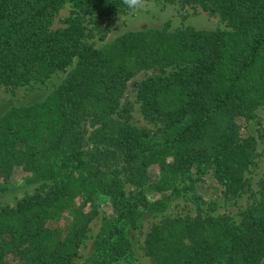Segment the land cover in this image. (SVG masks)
Returning <instances> with one entry per match:
<instances>
[{"label":"trees","instance_id":"1","mask_svg":"<svg viewBox=\"0 0 264 264\" xmlns=\"http://www.w3.org/2000/svg\"><path fill=\"white\" fill-rule=\"evenodd\" d=\"M153 1L200 7L226 29L126 31L95 48L85 23L130 10L123 0H0V88L70 68L44 99L0 116V192L39 183L0 207V264H70L100 213L80 264H138L127 232L144 214L163 213L205 175L226 200L247 187L256 149L243 129L264 105V0ZM65 5V26L53 28ZM147 70L157 72L136 97L152 130L121 104ZM258 136L264 157V128ZM143 251L153 264H264V175L239 221L165 215Z\"/></svg>","mask_w":264,"mask_h":264},{"label":"rangeland","instance_id":"2","mask_svg":"<svg viewBox=\"0 0 264 264\" xmlns=\"http://www.w3.org/2000/svg\"><path fill=\"white\" fill-rule=\"evenodd\" d=\"M70 7H62L54 18L52 27H64L63 20L69 15ZM86 42L95 48L107 45L116 36L126 31L144 30L149 28H163L167 26L170 30L192 27L202 30H224L223 23L217 16L209 14L200 7L180 6L178 4H164L159 1L148 0L143 9H130L123 14L115 16L96 17L86 22ZM70 69V68H69ZM69 69L54 74L49 80L42 84L30 87H20L10 92L0 88V116L11 107L26 106L33 102L44 99L51 90L67 76ZM156 70L140 72L132 77L128 83L122 103L130 106V122L141 128L153 129V124L147 122L141 112L140 103L136 97V89L146 77L156 73ZM264 128V105L259 106L253 113V117L247 122L243 133L253 137L255 142L256 156L245 172L247 187L235 198L226 200L218 195L215 184L209 175L194 183V185L181 191L177 196L171 198L168 208L163 213L144 214L137 221V227L127 232L132 250L133 258L138 264H153L143 251L145 235L150 227L161 221L165 215H195L196 213L211 215H227L234 221H239L241 212L250 203L253 194L257 193L258 185L264 175V157L261 155L262 143L258 133ZM153 176V175H152ZM39 183L14 184L7 190L0 192V207L12 206L24 195L32 193ZM126 188L133 189L132 185L125 184ZM100 213L89 224L88 231L78 249V256L70 264H80L89 255L93 247V241L101 226Z\"/></svg>","mask_w":264,"mask_h":264},{"label":"clouds","instance_id":"3","mask_svg":"<svg viewBox=\"0 0 264 264\" xmlns=\"http://www.w3.org/2000/svg\"><path fill=\"white\" fill-rule=\"evenodd\" d=\"M123 2L129 9L133 10L143 9L146 5V0H123Z\"/></svg>","mask_w":264,"mask_h":264}]
</instances>
